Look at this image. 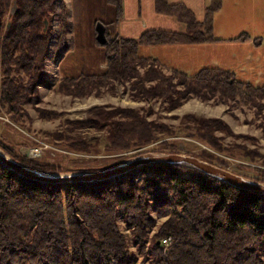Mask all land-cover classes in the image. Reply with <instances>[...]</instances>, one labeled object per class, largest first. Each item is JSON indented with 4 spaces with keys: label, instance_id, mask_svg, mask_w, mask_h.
Returning <instances> with one entry per match:
<instances>
[{
    "label": "trees",
    "instance_id": "1",
    "mask_svg": "<svg viewBox=\"0 0 264 264\" xmlns=\"http://www.w3.org/2000/svg\"><path fill=\"white\" fill-rule=\"evenodd\" d=\"M13 1L16 12L10 17V27L2 26L0 21V34L4 31L0 35V103L8 106L7 111L16 120L25 103L36 102L43 65L51 51L53 22L58 24L54 59L63 58L75 45L64 4L56 14L57 0H0V18ZM104 1L114 7L115 17L110 22L95 20L93 27L98 23L104 26L106 43L96 40V29L92 33L93 43L103 51L104 68L64 77L59 81V92L82 96L113 81H134V85L140 82L138 90L143 97L170 102L192 95L219 94L251 103L264 95V83L256 87L240 82L230 71L209 67L190 75L172 67L166 76L162 73L165 63L139 55L141 46L216 41L213 16L220 10L221 0H207L200 22L181 3L155 0L156 12L174 17L186 26V31L147 30L134 39L120 38L114 32L122 17V0ZM45 21L49 24L46 30ZM143 83L152 86L145 87ZM177 84L184 90H179ZM259 107L264 111L263 105ZM112 114L123 120L100 124L107 129L102 140H74L70 147L86 153L91 148H101L113 154L139 149L155 140L151 125L133 110ZM91 123L75 122L74 126L100 129L96 122ZM195 125L194 135L199 140L224 151L214 135L216 129L225 127L223 123L201 120ZM0 148L31 170L74 172L30 160L3 141ZM255 156L262 168L251 171L258 182L264 183V156ZM202 159L220 167L226 164L210 154ZM120 222L131 238L121 232ZM164 238H170L165 255L161 246ZM130 241L137 247V254L130 250ZM0 264H264V196L233 188L183 166L149 165L114 183L42 184L21 178L0 165Z\"/></svg>",
    "mask_w": 264,
    "mask_h": 264
},
{
    "label": "rangeland",
    "instance_id": "2",
    "mask_svg": "<svg viewBox=\"0 0 264 264\" xmlns=\"http://www.w3.org/2000/svg\"><path fill=\"white\" fill-rule=\"evenodd\" d=\"M56 2V14L60 13V8L64 4L67 19L70 21L68 6L70 0ZM225 3L229 9H234L230 16L235 22L231 23L233 26L229 24L230 27L226 29L213 31L216 41L178 45L186 46L187 49L177 47L164 50L166 46H141L139 55L156 57L166 65H172L163 66L162 73L166 76L171 74L174 66L190 75L201 67H217L234 73L235 79L240 82L256 87L262 85L264 83V0H250L246 4L243 0H225ZM108 6L110 7H106L102 17L114 18V7ZM11 7L12 3L7 13L0 18L2 26L5 24L8 26L11 21ZM220 10L216 14L220 13ZM83 19L88 21L89 16ZM70 23L73 42L75 35L77 38L74 52L68 51L61 59H54L52 54L56 42L54 34L58 31L57 22L52 24L51 51L43 65L42 79L36 91V102L25 103L16 120L12 117V113L7 111L8 106L0 103V142L13 146L22 156L28 153L29 148H39L40 157H25L72 170L73 173L78 170L116 166L135 155L147 152L180 154L200 160H203L206 154H210L225 161V167L222 168L227 171L257 181L251 169L262 168L260 159L255 155L264 156V111L259 107V105L264 106V95L255 97L251 103L229 99L219 94L206 97L192 95L170 102L161 98L143 97L138 90L140 82L134 85L132 83L134 81H113L109 86L82 96L59 92L58 84L64 77L100 71V65L104 62L102 49L93 43L90 32L85 34L86 26L75 28L74 22L70 21ZM230 28L233 29L228 32ZM95 29L92 24L91 33ZM3 33L2 30L0 35L2 36ZM81 54L85 58H81ZM140 72L143 74V70ZM2 80L3 69H0V83ZM143 85L150 87L152 83H143ZM177 87L181 91L184 90L181 85L177 84ZM127 109L133 110L138 117H143L151 125V132L155 137L153 142L139 149L113 154L101 148L96 151H92L91 148V151L86 153L70 147L74 140H102L106 136L107 129L101 125L122 121L118 114L114 115L112 112ZM201 120L223 123L225 127L222 126L214 132L223 145V152L210 148L194 135L197 129L195 122ZM91 121L96 122L97 125L101 124L100 129L97 131H95L97 128L86 129L89 126L76 129L74 126L75 122L92 124ZM86 144L92 146L93 143ZM1 150L4 152L3 149ZM214 165L221 166L216 162ZM119 227L123 234L131 238L123 222L119 223ZM153 232V229L150 230L147 240H150ZM129 244L130 250L136 253L137 247L131 241Z\"/></svg>",
    "mask_w": 264,
    "mask_h": 264
},
{
    "label": "water",
    "instance_id": "3",
    "mask_svg": "<svg viewBox=\"0 0 264 264\" xmlns=\"http://www.w3.org/2000/svg\"><path fill=\"white\" fill-rule=\"evenodd\" d=\"M16 11V2L13 1L11 14ZM44 30L48 22H44ZM10 27L8 23L7 28ZM104 26L100 23L96 26V40L100 44L106 43ZM5 154V153H4ZM0 153V165L17 176L42 184H71V183H114L128 175L136 173L141 167L149 165L165 164L171 166H183L194 169L204 176L213 178L221 183L228 184L233 188L246 191L255 195L264 196V183L254 181L240 175H236L213 163L200 160L196 157L180 154L142 153L135 155L123 163L114 167L85 173H45L24 167L17 163L7 154ZM159 244V243H157Z\"/></svg>",
    "mask_w": 264,
    "mask_h": 264
},
{
    "label": "crops",
    "instance_id": "4",
    "mask_svg": "<svg viewBox=\"0 0 264 264\" xmlns=\"http://www.w3.org/2000/svg\"><path fill=\"white\" fill-rule=\"evenodd\" d=\"M243 1L246 4L247 1L250 0ZM168 2L170 4L181 3L185 5L199 22L204 18V10L207 0H168ZM221 3L220 13H215L213 16V31H218L220 28L226 29L228 26L230 27L229 24L235 22L230 16L234 9H229L226 6L227 3H225V0H221ZM68 6L70 10V21L74 22L75 28L86 26L84 32L85 34H88V32H90L91 36V26L95 20L110 22L114 19L113 17V19L109 17H107L109 19H105L106 17H102V14L106 11V7H110L104 0H70ZM85 16H89L88 21H85V19H83ZM157 29L183 33L186 31V26L172 16L157 13L155 10V0H122V18H120L114 30V32L120 38L133 39L147 30ZM232 29L233 28H230L228 32H230V30ZM76 39L77 38L75 35V40L73 42L74 45ZM177 47L184 46H166L163 49H174ZM183 49H187V47L185 46ZM81 58H85V56L81 54ZM162 62L165 63L164 61ZM101 68H104V65H101ZM199 69H202V67ZM199 69H197V71Z\"/></svg>",
    "mask_w": 264,
    "mask_h": 264
},
{
    "label": "built area",
    "instance_id": "5",
    "mask_svg": "<svg viewBox=\"0 0 264 264\" xmlns=\"http://www.w3.org/2000/svg\"><path fill=\"white\" fill-rule=\"evenodd\" d=\"M27 150H29V151H28V153H24L25 156L30 157V158H38V157H40L41 149H39V148H29ZM169 245H170V238H164V239L161 240V246H162V250H163V254L164 255L168 251Z\"/></svg>",
    "mask_w": 264,
    "mask_h": 264
},
{
    "label": "bare ground",
    "instance_id": "6",
    "mask_svg": "<svg viewBox=\"0 0 264 264\" xmlns=\"http://www.w3.org/2000/svg\"><path fill=\"white\" fill-rule=\"evenodd\" d=\"M0 153L4 154V152L0 149ZM5 155V154H4Z\"/></svg>",
    "mask_w": 264,
    "mask_h": 264
},
{
    "label": "flooded vegetation",
    "instance_id": "7",
    "mask_svg": "<svg viewBox=\"0 0 264 264\" xmlns=\"http://www.w3.org/2000/svg\"><path fill=\"white\" fill-rule=\"evenodd\" d=\"M12 6H13V3H12ZM12 8V7H11ZM16 12V11H15ZM10 14H11V10H10Z\"/></svg>",
    "mask_w": 264,
    "mask_h": 264
}]
</instances>
